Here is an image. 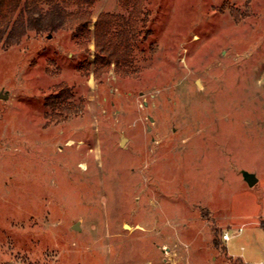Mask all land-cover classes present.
Listing matches in <instances>:
<instances>
[{
  "label": "rangeland",
  "instance_id": "obj_1",
  "mask_svg": "<svg viewBox=\"0 0 264 264\" xmlns=\"http://www.w3.org/2000/svg\"><path fill=\"white\" fill-rule=\"evenodd\" d=\"M146 2L131 69L96 64L120 0L0 28V264H264V0Z\"/></svg>",
  "mask_w": 264,
  "mask_h": 264
},
{
  "label": "trees",
  "instance_id": "obj_2",
  "mask_svg": "<svg viewBox=\"0 0 264 264\" xmlns=\"http://www.w3.org/2000/svg\"><path fill=\"white\" fill-rule=\"evenodd\" d=\"M59 1L66 3L73 1L80 7L92 3V0H0V28H9L24 4L26 6H37L40 3L54 5ZM120 2L131 7L127 16L104 14L98 18L96 24V46L99 51L96 64L100 68L99 71L102 72L106 66L108 68L112 63H115L120 69L133 68L135 55L149 36L147 32H143L148 21L146 0H120ZM71 20V29L75 30L76 35L88 37L89 24L92 21L89 14L80 9L72 14Z\"/></svg>",
  "mask_w": 264,
  "mask_h": 264
},
{
  "label": "water",
  "instance_id": "obj_3",
  "mask_svg": "<svg viewBox=\"0 0 264 264\" xmlns=\"http://www.w3.org/2000/svg\"><path fill=\"white\" fill-rule=\"evenodd\" d=\"M8 96L7 95H0V98H4L6 99ZM125 141V138L122 140V143H124ZM244 174V178H245V181L248 183L249 187H252L254 186L257 182H258V178L255 174H250L248 172H243ZM75 228L77 229L78 227L75 226ZM9 264H13V263H9Z\"/></svg>",
  "mask_w": 264,
  "mask_h": 264
},
{
  "label": "built area",
  "instance_id": "obj_4",
  "mask_svg": "<svg viewBox=\"0 0 264 264\" xmlns=\"http://www.w3.org/2000/svg\"><path fill=\"white\" fill-rule=\"evenodd\" d=\"M223 238L227 241H229L231 238L229 237L228 233H224Z\"/></svg>",
  "mask_w": 264,
  "mask_h": 264
}]
</instances>
